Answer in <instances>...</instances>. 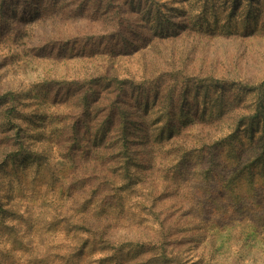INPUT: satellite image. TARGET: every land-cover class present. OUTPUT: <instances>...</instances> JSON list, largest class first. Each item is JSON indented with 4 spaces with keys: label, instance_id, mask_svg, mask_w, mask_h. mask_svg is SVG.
I'll use <instances>...</instances> for the list:
<instances>
[{
    "label": "rangeland",
    "instance_id": "1",
    "mask_svg": "<svg viewBox=\"0 0 264 264\" xmlns=\"http://www.w3.org/2000/svg\"><path fill=\"white\" fill-rule=\"evenodd\" d=\"M239 194L264 202V0H0V264H264Z\"/></svg>",
    "mask_w": 264,
    "mask_h": 264
},
{
    "label": "trees",
    "instance_id": "2",
    "mask_svg": "<svg viewBox=\"0 0 264 264\" xmlns=\"http://www.w3.org/2000/svg\"><path fill=\"white\" fill-rule=\"evenodd\" d=\"M125 129H126V125L124 124V131H125ZM126 134H127V132H125V135ZM160 135H162V133H160ZM128 143H129V141L128 140H125V143H124V153H126V156L129 157V159H130V153H129ZM129 163H130V161H129ZM239 165H240V162H236V164L232 167L233 170L229 174L230 177H232V176H234V177L238 176L239 179L244 178V175H245L244 174L245 173V166L247 164H244L241 167ZM52 167L53 166L50 165V164H46L45 165V168L47 170H50V171H51V169H49V168H52ZM107 171H109V170H107ZM112 172H114V171H112ZM126 172H127L126 173V176H124V178H123V180L126 179L125 182H123L124 184H120V185L116 186V184L119 182V181L117 182V180H116L117 178L116 177H119V176L118 175L117 176H114V174L112 173V175H110V177H108V178H104V177L102 178L101 177V180L98 182V185L93 189V192L96 193V194L97 193H100V192H102V190L108 189L109 188L108 186L111 185V187L116 186L121 191H127V194H128L129 191L126 190V188H127V186L129 187L130 184H131L130 181L132 179V173L129 171V168L126 170ZM250 172L252 174V177H256V174L257 173L254 170L253 171L251 170ZM105 174H106V172L102 173L101 175L104 176ZM206 176H208V175H206ZM206 178H207L206 179L207 180L206 183H208V180H210V179H209V177H206ZM227 180H229V179H227ZM120 181H121V178H120ZM215 185H216V183H215ZM215 185L212 186V189L221 188V186L219 184H217L216 186ZM208 187L210 188V185ZM234 205H235L236 208L237 207L239 208V215H244L246 212H248L255 220H257V223L258 224H260L259 221H261L264 218V202H258L256 208L250 209V208L247 207V206H250V205H247L246 206L245 202L242 199V195L239 194L236 197V201L234 202ZM4 211H5V213H7V211H9V209H5ZM86 231L88 232V235H92V240H93V243H94L95 242V239L99 236V233L96 230H93L90 227H88L86 229ZM15 243H18V242H15ZM87 245H88V243L83 244L82 247H85ZM134 245H139V243H135V242H122L120 244H115V243H113V241L111 239L104 238L103 239V244H102L103 247L102 248L105 249V250L115 249L119 253H122V251L125 248H127L129 246H134ZM95 249H97V248L94 247L93 250H95Z\"/></svg>",
    "mask_w": 264,
    "mask_h": 264
}]
</instances>
